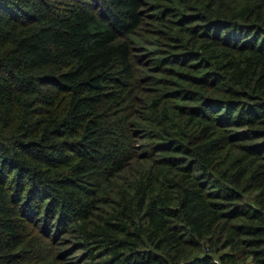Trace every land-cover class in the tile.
<instances>
[{"label":"trees","instance_id":"obj_1","mask_svg":"<svg viewBox=\"0 0 264 264\" xmlns=\"http://www.w3.org/2000/svg\"><path fill=\"white\" fill-rule=\"evenodd\" d=\"M0 264H264V0H0Z\"/></svg>","mask_w":264,"mask_h":264}]
</instances>
